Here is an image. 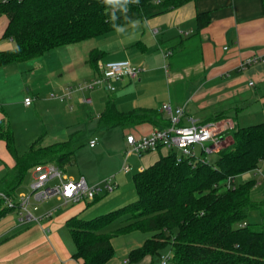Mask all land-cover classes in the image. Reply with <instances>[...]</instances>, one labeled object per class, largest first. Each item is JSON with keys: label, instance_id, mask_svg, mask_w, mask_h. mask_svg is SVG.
Returning <instances> with one entry per match:
<instances>
[{"label": "trees", "instance_id": "16d2710c", "mask_svg": "<svg viewBox=\"0 0 264 264\" xmlns=\"http://www.w3.org/2000/svg\"><path fill=\"white\" fill-rule=\"evenodd\" d=\"M189 1L139 0V4L129 5L127 14L117 12L114 23L125 26L143 21ZM111 12L103 0H0V16L7 18L1 38L15 43L13 47L0 48V67L116 30ZM196 21L198 28L204 27L208 14L197 13ZM104 54L98 48L88 53L86 63L95 73L97 60ZM146 121L159 128L169 124L156 109L120 111L112 98L98 113V122L107 128H125ZM226 133H230L232 143L216 152L214 161H208L207 156L205 161H178L176 152L170 150L132 175L135 200L89 219L69 217L66 222L75 247L72 257L80 264H104L114 255L112 237L140 231L146 238L127 252L129 263L148 255L161 257L168 247V264H264V227L247 221L251 210H260L264 216V203L250 196L256 180L225 186L227 177L236 179L264 161V121L235 124ZM0 140L13 160L11 174L0 180V189L11 195L19 192L35 165L54 163L63 169L73 162L71 138L43 145L38 137L19 154L10 124L3 120ZM6 212L9 211L0 200V219Z\"/></svg>", "mask_w": 264, "mask_h": 264}, {"label": "crops", "instance_id": "0c3cea01", "mask_svg": "<svg viewBox=\"0 0 264 264\" xmlns=\"http://www.w3.org/2000/svg\"><path fill=\"white\" fill-rule=\"evenodd\" d=\"M200 12H206L209 21L204 27L198 28L196 15ZM138 22L139 26L136 28L131 23L123 26L124 32H108L112 33L108 39L114 42V46L109 49L98 45L89 49L83 44L84 41H80L59 46V50H56L57 47L50 49L26 61L1 66L0 121L6 120L12 126L14 123H11L9 111H28L39 106L38 94L23 92L21 95L16 92L17 80L28 82V76L25 77L23 72H32V78L45 75L46 82L53 84L52 90L70 86L72 82L95 75L94 70L86 63L92 48L105 52L100 61L128 59L140 68L135 79L119 80L117 90H114L118 94H108L105 98L102 96L101 110L105 101L112 98L120 111L133 108L156 109L163 119L166 115L160 110L162 103L167 102L171 107L184 106V124H188L190 119L200 123L213 121L218 115L222 116L218 121L229 119L234 125H239L240 120L248 116L264 119V0H191L180 7ZM6 23V16L1 15L0 39ZM71 52L73 53L70 54ZM49 53H63L65 58L69 56L70 60L64 64L63 74L66 72L64 75L67 77L65 83L51 79V71L44 70L45 66L42 64ZM252 55H261L262 58L240 69V61ZM41 78L44 79H37ZM250 81L252 84H249ZM99 88L101 91H108L104 87ZM25 90L28 91L29 87ZM75 95L76 93L71 100H75ZM26 96L32 98L29 105L23 103ZM76 103L83 104L79 100ZM154 128L157 127L153 122L146 121L122 129L124 136L127 133L138 136L148 134ZM36 132L35 130L30 135L28 142H32V138L37 136ZM46 144L50 143L43 145ZM168 152L169 150L161 147L135 156L134 168L136 171L141 167L144 169ZM114 160L122 162L123 156H117ZM94 164L99 169L101 166L109 169L96 173L90 168ZM94 164L91 163L79 175L89 183L99 182L117 172L116 167H106L108 161ZM12 166L13 160L5 143L0 140V180L11 174ZM259 167L264 169V161ZM115 175L116 188L106 194L105 198L102 195L93 203L72 204L70 208L60 213L57 210L54 217L43 219L39 223L18 225L16 213L6 212L0 219V264H80L72 257L75 247L66 220L74 215L89 219L133 201L131 198L127 199L120 188L128 184L127 179L119 176L117 179L120 173ZM134 195L135 200L136 194ZM66 235H69L71 242ZM145 238L146 234L140 231L112 237L114 255L104 264H161L158 255H148L131 263L127 261V252L141 245Z\"/></svg>", "mask_w": 264, "mask_h": 264}, {"label": "built area", "instance_id": "2783aa9c", "mask_svg": "<svg viewBox=\"0 0 264 264\" xmlns=\"http://www.w3.org/2000/svg\"><path fill=\"white\" fill-rule=\"evenodd\" d=\"M261 58V55L246 57L240 61L239 68L242 69L256 63ZM97 68V75L70 86L60 87L58 90L51 92V97L64 101L70 99L74 93H81L82 98L79 101L90 104L92 98L87 96V93L97 87L113 90V80L135 79L140 72V68L128 59L104 62L99 60L97 61ZM249 84H252V81ZM31 102L32 98L30 96L23 98L25 105H29ZM160 110L165 113L169 121L167 126L154 128L148 134L138 136L132 133L125 134L127 149L124 152L119 169L121 173L131 172L130 155L141 156L144 152L154 151L161 147L169 151L174 150L178 161L185 158L205 161L207 155L216 153L222 148L226 132L234 127L233 122L229 119H227V122L224 119L202 123L190 119L188 124H184L182 122V118L185 116L184 106L171 107L167 102L161 104ZM96 141V137L90 138L88 141L89 146L93 147ZM196 147L204 156H197ZM142 169L141 167L139 171ZM32 170L33 173L27 192L20 191L15 195H11L0 189V200L8 211L16 213L18 225L32 222L39 223L43 219L51 218L63 206L89 202L95 196L113 192L117 185L114 175H108L96 183H89L83 176L77 178L67 177L62 168L54 163L37 164ZM250 172L264 178V170L261 167H257ZM54 180L56 182L51 184ZM234 182L235 176H229L226 179L225 186L227 188L232 187ZM256 182L259 183L258 180ZM53 197L56 201L55 204L38 214L33 212L38 209V205L34 202H44ZM169 258V253L161 255L160 263L166 264Z\"/></svg>", "mask_w": 264, "mask_h": 264}, {"label": "rangeland", "instance_id": "374dc122", "mask_svg": "<svg viewBox=\"0 0 264 264\" xmlns=\"http://www.w3.org/2000/svg\"><path fill=\"white\" fill-rule=\"evenodd\" d=\"M112 33H106L102 36H97L89 40H83L86 47L90 49V47H93L94 45H98L101 47H104L105 49H109L114 46V42L108 38ZM109 40V41H107ZM111 43V44H108ZM15 43L10 38H2L0 39V47L2 48H9L13 47ZM62 47V46H61ZM79 47V46H78ZM58 48V49H57ZM56 50H59L60 47H57ZM80 52V50H78ZM88 51V49H87ZM71 52L70 54H72ZM69 57V56H68ZM65 58V55L62 53L60 55H54L53 53H49L46 55L45 60L42 64L44 67V70H50L51 71V79L55 80L59 83H65L66 78L64 71V64H67L70 58ZM68 59V60H67ZM43 61V59H42ZM24 76H28V82H25L24 80L19 81L17 80V86H16V92L17 94H21L23 92L27 93H36L38 94L39 98V106L35 107V109H30L28 111L17 109L14 111H9L8 115L11 120V123L14 124L11 127L14 137V143L17 149V152L19 154L23 153L29 146L30 142H28L30 135H32L35 130L37 131V136L35 138H32V141L35 140L38 137H41V144L43 143H51L53 141H62L67 140L68 138H71L74 148L73 153V162L68 163L65 165V167L62 169L63 173L67 175V177L77 178L81 173H84V170L87 166L91 165V163H95L98 161L101 162H107L108 165L106 167H116L117 172L115 174L120 173V175H117L119 178L127 179V185H122L120 188L122 189L123 193L126 194L127 199L134 200L135 197V191L134 186L132 182V175L136 172V168H134V162L135 155H130L129 162L133 169L131 172L127 174H123L119 171L120 167V160L117 162V160H114L115 158H120V156L124 155V152L127 149V144L125 142V136L123 134V129L121 127H111L107 128L105 125L98 122V112L101 110V101L102 96L107 97V95L111 94H118L116 91L117 86L119 85V80H113V90L108 91H101L99 87L95 88L91 92L87 93V96H90L92 98V103L90 104H77L78 100L82 98L81 93H76L75 100H71L73 98V95L70 99L59 101L56 99H53L51 97V92L54 90L51 89V86L53 84H49L46 82L45 75L41 74L39 77H43L44 79H37L39 77L34 76L32 72H23ZM29 73V74H28ZM97 75V73H95ZM93 75V76H95ZM92 76V77H93ZM41 81V82H40ZM80 82V81H78ZM77 81L72 84L78 83ZM40 85V87H39ZM26 87H29V90H25ZM119 89V88H118ZM103 105V103H102ZM246 118V117H244ZM243 119V118H242ZM224 120V119H222ZM264 119H261L259 117H247L246 119L240 120L239 125L246 126L254 123H258L260 121H263ZM224 122V121H223ZM221 122L222 124H224ZM227 122V119H226ZM234 124V123H233ZM92 137H96V144L93 147L89 146V139ZM224 142L222 143V148L225 146H228L232 143L231 135L230 133H226ZM43 141V142H42ZM197 156H204L198 147H196ZM109 158V159H107ZM216 158V154L212 153L210 155H207V160L212 162ZM93 172H101L102 170H108L109 168H104L101 166L99 169L95 164L90 167ZM89 168V169H90ZM33 168H31L27 175L25 176L21 186L20 190L22 192L28 191V184L31 180V174L33 173ZM114 170V169H113ZM114 174V173H112ZM114 174V177L116 179V175ZM124 175V176H121ZM254 178L255 180H258L256 184L253 186L250 196L252 199L261 201L264 203V178L260 175H253L252 172H246L240 176H237L235 181L236 183L243 182L247 179ZM56 180L51 182V184L55 183ZM102 197V194L100 195ZM100 197V198H101ZM103 197H106V194L103 195ZM130 202V201H128ZM36 205H38V210L33 211L35 214H37L38 211H41L47 206H51L56 203L55 198H51L49 200H46L44 202H34ZM127 203V202H126ZM125 203V204H126ZM124 205V204H123ZM70 205H66L61 207L57 213L62 212L64 209L70 208ZM32 208V207H31ZM118 207L113 208V210L117 209ZM54 217V216H53ZM247 221L250 223L258 224L262 227H264V216H261L260 210H251L248 213ZM36 223V222H35ZM70 240L69 235H66ZM169 253V248L166 247L163 250L162 255H167Z\"/></svg>", "mask_w": 264, "mask_h": 264}, {"label": "clouds", "instance_id": "9594fccd", "mask_svg": "<svg viewBox=\"0 0 264 264\" xmlns=\"http://www.w3.org/2000/svg\"><path fill=\"white\" fill-rule=\"evenodd\" d=\"M103 3L112 9L111 21L113 22L114 26L116 27V30L118 32H124L125 29L123 26H118L114 23L118 17L117 12L127 14L129 11V5L130 4H139V0H103ZM131 23H132V27H134V28L139 26L138 21H133ZM17 50H18V47H17Z\"/></svg>", "mask_w": 264, "mask_h": 264}]
</instances>
